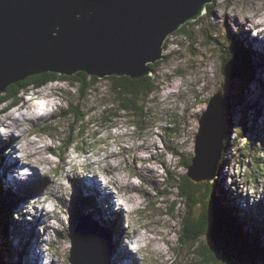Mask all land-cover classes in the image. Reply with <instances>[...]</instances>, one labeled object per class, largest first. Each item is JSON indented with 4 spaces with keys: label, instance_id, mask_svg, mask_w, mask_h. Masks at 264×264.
<instances>
[{
    "label": "rangeland",
    "instance_id": "1",
    "mask_svg": "<svg viewBox=\"0 0 264 264\" xmlns=\"http://www.w3.org/2000/svg\"><path fill=\"white\" fill-rule=\"evenodd\" d=\"M213 2L212 15H207L206 7L201 17L185 24L184 30L188 31L190 36L184 33L171 34L164 41L163 60L150 74L155 81L156 89L145 103L147 113L143 120L139 121L140 117L136 114L120 111L121 118L115 119L111 128L104 123L102 111L108 109L114 112L117 107V104L111 103L114 98L104 78L96 83L89 96L79 101L82 112H89L84 118L83 125L92 124L89 130L86 129L89 135H93L95 131L99 132L97 141L93 139L88 143L85 135L81 136L79 132V128L82 127L80 123L75 124L72 115L68 114L69 104L76 101L77 97V85L71 86L69 81H54L39 88L23 89L20 103L6 114L0 113V123L9 126L8 129L22 126L26 130L22 131L21 137L15 136V142L9 140L12 139L11 136L5 139L3 137L2 141L4 150L12 153L1 155L0 172L4 183L2 187L10 189L12 193L10 201L13 206L10 205L11 214L7 216L9 232L21 226L24 230L23 241L26 242L30 236L33 241L38 238L37 242L40 241L44 256L54 259L55 264H70L68 260L70 238L78 218L81 215L90 216L107 231L106 237L110 233V240L107 237L106 241L109 240L107 246L109 254L111 252L109 263L114 264V250L116 249V254L126 253L125 240L122 239L131 232L125 228L119 229L120 233L115 236L107 225H101L84 208L86 204H81L76 192L73 194L75 185H71L73 190L63 193L65 198L62 210L60 208V211H49L47 208L39 217L38 211H35L36 208L51 209L52 205L49 202L52 198L60 205L56 197L65 191L61 190L62 187L50 183L51 181L59 183L62 176L67 179L72 171L79 177L84 172L87 178L83 180L91 179L94 174L103 179L109 174L105 177L106 183H102L97 176L93 177L91 181L95 182V185L92 186L97 190V187L102 188L103 184H106L108 187L104 186L109 191V186L113 184L114 186H111L113 198L110 196L106 199L111 200L112 204L117 196L122 200V196L124 199L130 189H133L129 195L133 196L137 203L132 206L133 209H127V214L123 211L121 221H118L120 208L116 204L110 205L109 211L104 213L111 218L107 215L104 217L108 218L105 221L112 222L115 228L119 224L121 227L131 229L133 234L127 238L125 248L134 253L132 257L139 264H200L202 258L198 251L193 249L197 250L199 246L210 241L208 238H200L194 246L180 241L181 219L185 206L179 196L177 182L187 172L184 162L195 155L194 144L200 115L206 109L212 95L221 90L227 104L224 139L232 143L227 148L228 162L220 169L221 184L229 189L226 185L228 186V182L231 181L230 195L236 198L235 201L245 204L243 198H249V209L246 210L244 205L239 208L246 212V214L242 212V215L248 218V224H252V220L259 222L260 240L264 242V228L261 227L264 223V52L257 50L261 45L257 41L264 42V0H213ZM245 17L250 18L248 23L239 24L238 21L242 23ZM261 31L263 33L259 35ZM238 44L249 49L253 56L249 61H252L254 66L253 79L249 82H246L247 79L243 75L233 78L223 74L222 67L229 68L223 58L227 56L226 50ZM255 50L261 54L256 55ZM237 97L244 100L242 104L238 105L240 101L237 102ZM1 107L2 105L0 109ZM16 118L20 121L15 125ZM244 129L248 130L246 137L236 139L235 132L239 133ZM69 134L72 140H76L77 146H82L84 150L78 151L79 147L74 143L70 149L62 153L64 147L62 143ZM28 141H35V146L41 147L43 153H34L35 150ZM234 143L236 145H233ZM46 145L49 148H46ZM15 149L19 154L17 157H14ZM138 157L147 159L139 160ZM17 159L34 164L38 171L41 168L43 171H49L48 175L46 171L44 177L43 174L36 176L33 182L29 179L25 183L21 182L23 186H28L27 190L19 191L18 189L24 187L12 183V179L9 183L12 187L10 185L8 187L5 165L9 164L10 171L17 172L15 169L18 165ZM107 162L111 165L119 164L120 175L113 172L114 167L106 169L112 170L108 174L103 171L102 166ZM86 165L87 168L83 169ZM35 172L31 171L30 174ZM230 174L231 177L228 178ZM10 176L15 177L12 174ZM83 180L81 182L84 183ZM83 183H79V187L82 188ZM38 186H44V189H41V192L30 190ZM80 190V196H89L85 192L82 193L83 189ZM106 190L104 188V191ZM31 193L41 195L31 198ZM87 200L93 203L91 198ZM53 201L50 203L53 204ZM109 202H102V205L107 207ZM39 205L40 207H37ZM113 210L115 212L112 216L110 212ZM201 210V206H198L193 212L196 214ZM44 213L48 214L44 216ZM34 219L37 222L32 223ZM60 232L61 239L58 235ZM134 232L147 236L146 240L140 241V244L144 245L143 251L137 253L133 252L136 241L133 237ZM0 234V243L1 239L5 243L3 237L5 234L2 232ZM135 235L138 239V234ZM11 236L12 245L8 247L10 251L12 250V255L9 254L8 263L3 261L2 263L20 264L23 255L20 235ZM120 239L124 246L119 245ZM17 247L19 254L22 252L20 256L18 254L19 257L14 254ZM24 254L23 261L26 263V251ZM28 255L31 260L34 259L29 264H37L35 259L45 261V258L39 257L37 248H29Z\"/></svg>",
    "mask_w": 264,
    "mask_h": 264
},
{
    "label": "water",
    "instance_id": "2",
    "mask_svg": "<svg viewBox=\"0 0 264 264\" xmlns=\"http://www.w3.org/2000/svg\"><path fill=\"white\" fill-rule=\"evenodd\" d=\"M213 0H0V92L33 74L148 76L163 57L166 38L195 21ZM221 90L200 115L186 175L216 176L225 137ZM106 230L79 216L71 235L70 264H106Z\"/></svg>",
    "mask_w": 264,
    "mask_h": 264
},
{
    "label": "trees",
    "instance_id": "3",
    "mask_svg": "<svg viewBox=\"0 0 264 264\" xmlns=\"http://www.w3.org/2000/svg\"><path fill=\"white\" fill-rule=\"evenodd\" d=\"M213 3L207 4V15L214 13ZM184 29L185 24L180 26L172 34L184 33L186 36H190L189 32ZM226 51L227 56L223 58L229 65V68L222 67L223 74L233 78L243 75L247 79L246 82L253 79L252 73L254 66L252 61L249 62L253 56L249 49L238 44L236 47L232 46L230 50L227 49ZM257 54L261 53L256 51ZM162 60L163 57L161 60L149 64L151 70L153 71L154 67ZM60 80L69 81L71 86L77 85L76 101L69 104L68 114L72 115L75 124L80 123L82 127L79 128V132L82 134L81 136L85 135L88 143L93 139L97 141L99 132L95 131L93 135H89L87 129L89 130L92 124L83 125L84 118L89 112H82L79 101L90 95L91 90L95 88L96 83L100 82V79L88 75L85 72L79 71L71 76L55 72L30 75L22 81L10 84L3 91L4 93L0 92V106L2 105L4 109H9L11 106L20 103V94L23 89H28V87L39 88L48 83ZM104 80L108 82L110 94L114 98L111 103L117 104L114 112L108 109L102 111V114H104V123L112 127L113 121L119 117L121 118L120 111L136 114L140 117L139 121L143 120L147 113L145 103L156 89V84L152 76L148 75L134 79L128 76L112 75L104 77ZM243 101L240 97H237L238 105L242 104ZM256 112L258 114L257 109ZM247 134L248 130L245 131L244 129L239 133L235 132V137L239 139L246 137ZM81 136L80 138H83ZM75 141L72 140L69 134L62 143L64 146L62 153L64 154L70 149ZM76 143V147H79ZM230 144L232 143L228 139H224L218 166L219 170L214 180L194 182L185 174L177 182L179 196L182 198L185 206V211L181 219L182 234L180 235V241L194 246L199 242L200 238L209 239V243L199 246L197 250L195 248L193 249L198 251V254L202 258L200 264H264V242L260 240L259 222L252 220V224H248V218L242 215V212L243 214H246V212L244 210L241 211L242 209L239 208V204L235 201L236 198L230 195V189H226L221 184L222 175L220 169L228 162L227 148ZM233 145H236V143ZM81 147L77 148V150H84ZM184 164L187 169L191 164V160H187ZM2 186L3 183L0 178V232L5 234L4 236L2 235L5 243L2 242V239L0 243V264H3L2 261L8 263L9 254L12 252L7 243L9 241V244H11L10 239H7L10 236L7 216L11 214L10 205L13 206L10 201L11 191ZM79 199L81 203H85L84 198ZM198 206H201L202 210L195 214L193 211ZM240 206H242V202ZM169 211L171 212V209ZM262 226L264 228V223Z\"/></svg>",
    "mask_w": 264,
    "mask_h": 264
},
{
    "label": "bare ground",
    "instance_id": "4",
    "mask_svg": "<svg viewBox=\"0 0 264 264\" xmlns=\"http://www.w3.org/2000/svg\"><path fill=\"white\" fill-rule=\"evenodd\" d=\"M250 20V18L249 17H245V20L241 23V21H238V23L239 24H241V25H243L244 23L245 24H247L248 23V21ZM259 23V22H258ZM263 33V31H261V32H259V35H261ZM257 41V40H256ZM259 44H261L260 45V47L257 49V50H259V51H263L264 52V42L262 41V40H258L257 41ZM20 121V119L19 118H16V120L14 121V124L16 125V124H18V122ZM0 125H3L4 126V123L3 122H1L0 123ZM8 128H5V129H3V131H1L2 133H4V139H5V136H8V134H10V132L7 130ZM9 140H11V141H13V142H15V135H13L12 136V139H9ZM2 141H4L3 140V135H1L0 134V172H1V166H2V160H1V155H3L4 153L5 154H8V153H11L9 150H4V147H2ZM28 143H31V146H32V148L35 150L34 151V153H43L42 151H43V149H41V147L39 148V147H36L35 146V141L34 142H32V141H28ZM37 143V142H36ZM46 148H49L47 145H46ZM11 149V148H10ZM26 149V148H25ZM45 149V148H44ZM4 151V152H3ZM14 152L16 153V155H14V157H17V156H19V154H17V152H16V149L14 150ZM12 154V153H11ZM106 158H108V156L106 157ZM110 158H113V157H110ZM139 158V160H144V159H147V158H142V157H138ZM3 159H4V157H3ZM109 159V158H108ZM41 161V160H40ZM17 162H18V165L16 166V170H17V172H15V171H10V168H9V164H6L5 165V167H6V169H4V172H6V174H7V179H6V183H7V185H8V187H9V185L12 187V185L11 184H9L10 182H11V179H12V183H15V184H20L21 185V187H24V188H20V189H18L19 191L20 190H22V189H26L28 186H23V183H25L28 179L30 180V182H33V180L34 179H36V176H41L42 174V176L44 177L45 175H44V173L47 171V170H44L43 171V169L41 168L39 171H38V168L37 167H35V165L34 164H32V163H27V162H24V160H22V159H17ZM110 162H107V163H105V164H103V171H105L107 174H108V172H110V171H112V170H106V169H112V167H114V170H113V172L115 173V174H117V175H120V171H119V169H118V165L119 164H116V165H111V164H109ZM121 169V168H120ZM116 170V171H115ZM9 171H10V173H9ZM31 171H36V172H39L38 174H36V172L35 173H33V174H30L31 173ZM48 172L49 171H47V175H48ZM67 173H69V172H67ZM66 173V174H67ZM10 174H12V175H14L15 177H11L10 176ZM71 175H73V176H71ZM121 175H122V173H121ZM69 176L70 177H68L67 179H64L63 178V176H62V181L61 182H59V183H55V182H53V181H51L50 183H52V184H56L58 187H62V189L61 190H64L65 192H62L61 194H58L57 195V197H56V200H58L59 202H60V205L58 204L57 205V203H55L54 201H53V198H52V200L50 201V202H52L53 201V204L52 203H50L49 202V204H51L52 206H51V209L49 208V207H44V208H41V209H38V208H36L35 209V211H38V214H37V217H39L40 216V214L41 213H43V211L45 210V209H49V211H60V208H61V210H62V208H63V204H64V199L63 198H65V196H64V194L63 193H68L72 188H71V185L73 186V185H75L76 186V188H74L75 186H73V189H74V192H73V194L76 192V196L78 197V198H82L80 195H81V193H79V192H81V190L80 189H83L82 190V193L83 192H85L87 195H89L88 197L89 198H91L92 199V201H93V204L92 203H90V202H88V200L84 197V202H85V206H84V208L85 209H87L90 213H91V215H92V217L94 218V219H96L101 225H107V227H108V229L110 230V232H112V234L113 235H117L118 233H120V231H119V229H126L128 232H131L132 233V231H131V229L130 228H126V227H121L119 224H118V227L117 228H115V226H114V224L112 223V222H110V223H108V222H106L105 220H108V218H106V217H104L105 215H107L108 217H110L108 214H104L106 211H109V209H110V205H114L115 206V204H116V206H118L119 208H120V214L118 213V221L120 220H122L121 218H123V211L125 212V214H127V209L129 210V209H133V207L132 206H134V205H136V203H137V200L133 197V196H131V195H129L130 194V192H131V190H133V189H130V191L128 192L127 190V192H128V194H127V192H126V194L128 195V196H126L124 199H123V196H122V200H121V198L119 197V196H117V198H116V201L114 202V200H113V204H112V201L111 200H106V201H110L109 202V205L107 206V207H104L103 205H102V202H106L105 201V199H108V198H110V196H112V192H111V186H114L113 184H111L110 186H109V191L108 190H106V187L105 186H107L106 184H103V187L101 188H99V187H97V190L92 186V185H95V182H93V181H91L92 179H93V177H98L99 178V176H98V174H94L93 176H91V179L90 178H88L89 180H83V179H85V178H87L86 177V175H85V173L84 172H82L81 173V175H80V177L78 176V175H76L75 174V172H71L70 174H69ZM107 176H109V174L108 175H105L104 176V178L103 179H101V178H99V180L102 182V183H106V180H107V178H105V177H107ZM4 177V176H3ZM114 177V176H113ZM0 178H1V181H2V183H3V179H2V173L0 174ZM117 178V177H116ZM119 178V177H118ZM69 180L71 181V184H69ZM81 180H83L84 181V183L83 182H81ZM120 180V179H119ZM108 181H110V180H108ZM115 181H117L116 179H115ZM21 182H23V183H21ZM113 182V181H112ZM122 182V181H121ZM79 183H83L82 184V188H81V186L79 187ZM126 183H127V179H126ZM4 184V183H3ZM121 184V183H120ZM105 185V186H104ZM127 185V184H126ZM230 185H231V182H229V187H230ZM68 187V189L66 190L64 187ZM227 186V185H226ZM108 187V186H107ZM115 187H116V185H115ZM119 187V186H118ZM46 188V187H45ZM104 188H105V190L106 191H104ZM120 188V187H119ZM122 188V187H121ZM125 188H128V187H125ZM41 189L43 190L44 189V186L43 187H40V186H38V187H36V188H31L30 190L32 191V192H41ZM72 189V190H73ZM123 189V188H122ZM10 190V189H9ZM27 190V189H26ZM38 190H40V191H38ZM80 190V191H79ZM101 190H103V191H101ZM125 190V189H124ZM11 191V190H10ZM95 191V192H94ZM99 191H101V192H99ZM132 193V192H131ZM50 194H52V193H50ZM11 195H12V193H11ZM35 195H38V196H40L41 195V193H35ZM51 196H53V195H51ZM99 196V197H98ZM112 198H113V196H112ZM247 200H249V198H247ZM263 202V201H262ZM241 203V202H240ZM240 203H238L239 204V206H240ZM83 204V203H82ZM41 205V204H40ZM40 205L39 206H37V207H40ZM242 206H243V203H242ZM136 208V207H135ZM48 211V210H47ZM48 211V212H49ZM132 211V210H131ZM130 211V212H131ZM114 210L113 211H111L110 212V215H114ZM61 213H63V212H61ZM102 213L104 214V215H102ZM19 214H21V213H17V215H19ZM48 213H44V216L45 215H47ZM66 214V213H65ZM102 215V216H101ZM43 216V217H44ZM36 217V218H37ZM119 217H120V219H119ZM128 217V216H127ZM111 218V217H110ZM34 222H37V220L36 219H34V221L32 222V223H34ZM38 225H39V223H37L36 224V226L38 227ZM107 229V230H108ZM23 228L21 227V226H17V227H15V229H13V230H11V232H9V233H11V235H15V234H19L20 235V239H21V242H22V252H23V255H22V262H20V263H22V264H29V263H31V262H33L34 261V259L33 260H31L30 259V256L28 255V250H29V248H37V251L39 252V257H41L42 259H44L45 258V261L43 262L41 259H35V261H37V264H55V260L54 259H49L48 257H46V256H44V254L41 252L42 251V247L40 246V241L39 242H37V240H38V238L35 240V241H33L32 240V236H30L28 239H27V241L25 242V241H23V238H24V235H23ZM35 231V230H34ZM35 233V232H34ZM106 233H107V231H106ZM131 233H129V234H127V232H125V234H127V236H125L126 238L125 239H122V240H125V247H127V243L128 242H126L127 241V238L128 237H130V236H132V234ZM135 233L136 234H138V239L136 238V235H135ZM61 234H62V232H60L58 235H59V238L61 239ZM122 234V233H121ZM9 236V238L8 239H10L12 236ZM109 236H110V233H109V235L107 236L108 238H109ZM123 236H121V238H122ZM134 239L136 240V242H137V244H139L140 246H144V245H141L140 243L142 242L141 241V239H143V240H146V238H147V236H144L143 234H139L138 232H134ZM149 238V237H148ZM109 240H110V238H109ZM109 240L108 241H106L107 243L109 242ZM141 241V242H140ZM150 241V240H149ZM116 242H118V241H116ZM119 243V245L120 244H123L122 242H121V239H120V242H118ZM8 245H12V244H9V241H8ZM156 245V244H155ZM61 246H62V244H61ZM123 246H124V244H123ZM124 247V249H126V253H123V254H116V249L114 250V264H125V263H130L131 264V262L129 261V259L127 258L129 255H130V253H129V250H128V248H125ZM157 248V247H156ZM26 251V263L23 261V257H24V252ZM22 252H20V254H19V256L21 255V253ZM124 252H125V250H124ZM19 253V250H15L14 251V254H15V256L17 255ZM110 254H111V252H110ZM110 254L108 255V258H107V264H110L109 263V257H110ZM18 256V257H19ZM123 256V257H122Z\"/></svg>",
    "mask_w": 264,
    "mask_h": 264
}]
</instances>
